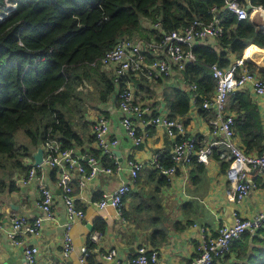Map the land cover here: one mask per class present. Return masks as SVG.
I'll use <instances>...</instances> for the list:
<instances>
[{"label":"crops","instance_id":"1","mask_svg":"<svg viewBox=\"0 0 264 264\" xmlns=\"http://www.w3.org/2000/svg\"><path fill=\"white\" fill-rule=\"evenodd\" d=\"M254 11L251 12L249 19L255 24L257 30L262 31L261 27H264V23L259 21V16ZM261 18L264 19V16ZM219 46L216 44L214 47L220 50ZM247 47L243 54L245 56L249 48L264 49V47L252 45ZM228 57L230 62L238 58L231 52L228 53ZM260 57H256L257 59L253 60L254 63L249 60V64H252L262 74L264 55L261 54ZM91 72L97 74L103 82L98 92L97 102L90 98L87 110L81 115L77 108H74L73 99L69 100L71 97L65 103L57 104L62 112L63 121L72 122L79 117L84 120L83 128L72 127L80 138L78 142L75 138H70L72 141L70 146L84 153L93 152L101 159L102 153L95 142L92 124L96 118L104 115L110 123L109 138L118 140L112 146V150L116 158L122 162V167L116 169L114 173H98L83 188L73 179V195L76 204L84 208L85 214L83 218L76 219L72 225L74 249L69 258H64L62 238L67 213L61 198V190L56 183V169L45 166L31 181L22 182V178L27 175L30 165L33 164L32 152L37 145H41L46 138L51 136L37 137V144H34L32 140L28 141V146H25L27 150L25 151L24 147L20 150L23 151L20 152L23 155L21 164L18 161L13 163L8 175L0 173V224L2 225L0 228V264H25L24 249L27 245H37V264H89L88 259L84 263L80 257L87 249L89 235L98 231L92 228L93 222L98 218L106 222V228L101 232L99 240L94 243V247H89L86 252L87 255L89 252L94 254L98 262L104 264L99 256L101 250L116 247L121 259H127L134 253L137 245L144 243L159 248L157 264H188L201 238V227H205L206 232L214 233L219 226L232 223L234 210L243 216H249L264 209V172L262 174L250 172L249 179L255 181L256 187L241 203H236L227 197L230 188L226 175L227 165L224 160L213 153L208 164L199 166L197 162H193L180 166L176 175L170 179L166 178L165 182H160L161 175L151 162L153 157L157 155L160 163L170 164L169 150L173 142L184 136L199 138L206 135L209 131V118L214 115L213 110L204 109L198 104L195 107L190 105L185 114L179 113L175 89L185 90L184 84L187 79L184 73L176 71L174 75L154 80L147 79L144 75L131 74L128 76L138 99L149 104L153 112L180 117L185 122L184 131L175 138L170 137L162 127H152L151 135L145 142L135 144L123 126L115 86L113 85V92L105 100L101 98L102 91L105 90L104 78L112 79V70L100 68L99 72ZM237 91H246L251 98L261 119L264 132V97L256 95L249 87ZM72 98L79 99L76 96ZM230 99V97L226 98L224 112L233 113L237 117L238 113L230 106ZM44 129L47 135L53 134L54 137L51 138L61 143L59 130H51V126ZM235 130L238 144L247 152L261 150L264 138L261 148L248 149L239 130L236 127ZM221 148L222 145L218 146V151ZM129 158L142 160L145 164L124 199L122 214L119 215L112 207H98L94 201L100 198L103 192L112 191L121 182L129 179V172L125 167V161ZM108 159L110 160L108 165L112 166V159ZM11 181H14L13 190L9 188ZM40 182L46 183L55 193L56 218L46 220L39 233L26 234L21 243L15 244L7 236L11 217L15 214H22L32 219L41 213L38 206ZM157 203L160 206H154ZM153 217H156V220H153ZM161 227L165 230L164 233L154 231L155 228ZM251 235L254 234L251 233ZM233 253L235 254V252L230 253L228 259L222 257V262L218 259L217 262L232 263L235 258Z\"/></svg>","mask_w":264,"mask_h":264},{"label":"built area","instance_id":"2","mask_svg":"<svg viewBox=\"0 0 264 264\" xmlns=\"http://www.w3.org/2000/svg\"><path fill=\"white\" fill-rule=\"evenodd\" d=\"M19 1L4 0L0 5V22L18 7ZM256 9L264 10V5L253 4V0H223L222 6L212 5L209 8L208 20L195 18L190 23L171 31L162 30L161 22L157 21L153 27L159 31L154 37L144 39L121 35L103 54L100 61L91 63L92 66L98 65L100 68L112 70V82L116 89L118 107L122 113V123L135 144L145 142L151 135L152 127H162L170 137L175 138L184 131L185 122L180 117L153 112L149 104L138 99L128 76L144 75L147 79L154 80L174 75L176 71L183 73L186 64L196 59L192 49L195 43L212 46L218 44L219 38L224 33L225 14L232 13L239 20L247 19ZM261 30L264 31V27H261ZM249 62L241 56L227 66H220L217 61L212 63L215 88L209 96L199 91L196 82L185 81V91L190 104L195 107L197 99L200 98L202 108L213 110L214 115L209 118V131L206 135L199 138L184 136L173 142L169 150L170 164L160 163L157 155L153 157L151 162L160 175L170 179L176 175L180 166L194 161L208 164L214 148L222 145L219 158L227 162L226 175L230 183L228 199L241 203L256 187L255 181L249 179V174L264 172V143L261 150L247 152L238 144L235 137L236 116L224 112L226 98L239 89L249 87L256 95L264 97V76L251 67ZM109 128V119L104 115H100L92 124L97 147L102 155L112 159V166L105 165L93 152L84 153L72 146L62 147L56 139L49 137L41 144L43 161L36 165L31 164L27 175L22 178V182L26 183L38 176L37 172L45 166L56 169V183L61 190V198L67 213L62 238L64 258H69L74 249L72 225L76 219L83 218L85 214L84 208L76 204L73 179L83 188L98 173H114L116 169L122 167V162L116 158L112 150V146L118 140L109 138ZM144 164L145 162L139 159H127L125 167L128 169L129 179L121 182L114 190L103 192L94 203L100 208L112 207L119 215L122 214L124 199ZM55 197L52 189L46 183L40 182L38 206L41 213L32 219L22 214L13 215L7 230L9 239L19 244L26 234L39 233L46 220L55 219ZM263 227L264 209L249 216H243L234 210L232 223L219 226L216 232H206L205 227H201V238L188 264H212L216 259L224 257L230 251L232 243L243 234L246 232L254 234ZM100 236V231H94L89 235V240L96 243ZM87 251L88 247L80 257L84 263L87 259ZM24 252L25 264H37V245H27ZM99 256L104 264H157L159 248L141 243L127 259H121L116 247L101 250Z\"/></svg>","mask_w":264,"mask_h":264},{"label":"trees","instance_id":"3","mask_svg":"<svg viewBox=\"0 0 264 264\" xmlns=\"http://www.w3.org/2000/svg\"><path fill=\"white\" fill-rule=\"evenodd\" d=\"M3 3L0 0V5ZM253 4L264 5V0H253ZM212 5L222 6L223 0H20L18 7L0 22V152L17 153L14 135L30 126L36 114L49 121L46 129L51 126V130L60 131L62 147L72 145L70 138L78 142L80 136L69 122L63 121L57 104L66 102L75 81L91 71L99 72L100 66L91 63L100 61L121 35L139 34L149 39L159 31L153 27L157 21L161 22L162 30L171 31L195 18L208 20ZM142 18L149 20V31L143 30ZM218 45L220 50L210 44L195 43L192 49L196 59L183 70L186 79L196 82L203 95H211L215 88L211 64L217 61L220 66H227L231 63L229 52L241 57L247 46L264 47V32L257 30L249 18L239 20L232 13L225 14L224 33ZM104 84L101 98L105 100L113 92L114 84L108 77L104 78ZM175 91L178 111L185 114L191 105L189 97L183 89ZM229 97L230 106L238 113L235 127L247 148H261L263 125L251 98L246 91H234ZM197 104L201 105L200 98ZM41 118L38 128L42 127ZM26 131L34 144L37 134L54 137L47 135L45 129L40 132L38 129L36 135L30 128ZM213 154L219 158L217 148ZM101 160L110 164L106 155ZM159 180L165 182L166 178L161 175ZM13 183L9 185L11 190L15 188ZM92 228L103 232L106 222L98 218ZM154 231L165 230L161 227ZM257 232L254 235L246 232L235 240L224 258L235 252L230 264H264V227ZM87 247H94V243L89 240ZM87 259L89 264H102L90 252ZM212 264L220 263L216 259Z\"/></svg>","mask_w":264,"mask_h":264},{"label":"rangeland","instance_id":"4","mask_svg":"<svg viewBox=\"0 0 264 264\" xmlns=\"http://www.w3.org/2000/svg\"><path fill=\"white\" fill-rule=\"evenodd\" d=\"M254 19L258 21L257 18L254 17ZM259 21L264 23L263 18H259ZM142 24L144 27L143 30L146 27L145 30L149 31V26H150L149 20H147L146 18H142ZM144 33H147V32H144ZM135 37H141V36L138 34ZM102 83L103 82H101L100 77H98L97 74L92 73V72H90V74L88 73V76L85 75V77H83L78 82L75 81L74 83L75 87L72 89L71 91L72 93L69 94L68 99L69 97H71L69 100L73 99L74 108H77L79 115L83 114L85 110H87L88 105L90 104L89 102L90 98L95 99L96 102L98 101L99 99L98 92L100 90ZM185 86L186 84H184V87ZM74 96H76L79 99L75 100V98H72ZM40 118H41V115L36 114L34 122L30 126L23 127L17 130V132L15 133L14 143L17 149V153H15L14 155H9L7 153L0 152V173L8 175L9 170L12 169L13 163H16L18 160L22 161L23 155H21V153L19 152V149L21 150L24 146H28V141L30 142L33 139L27 133L26 131L27 128L34 130L35 135H36L38 129H39V132L43 131L45 126L49 123V121L45 120L46 118H41V120L43 121L42 127L38 128L40 126ZM69 124L73 128H76L77 126H80L81 128H83L84 120L82 117H79L77 118V120H73L72 122H69ZM37 137H40V134H37ZM233 255L235 254L233 253Z\"/></svg>","mask_w":264,"mask_h":264},{"label":"bare ground","instance_id":"5","mask_svg":"<svg viewBox=\"0 0 264 264\" xmlns=\"http://www.w3.org/2000/svg\"><path fill=\"white\" fill-rule=\"evenodd\" d=\"M255 12V14H257L258 16H259V18H261V17H263L264 16V10L262 9V10H256V11H254ZM246 54H247V56H245V55H243V57L245 58V59H248V60H250V61H252L253 63L255 62V61H253L256 57H258V58H261L260 56H261V54H263L264 55V49H258V48H256V47H252V48H249L247 51H246ZM249 55V56H248ZM251 56V57H250ZM257 59V58H256ZM259 60V59H258Z\"/></svg>","mask_w":264,"mask_h":264},{"label":"water","instance_id":"6","mask_svg":"<svg viewBox=\"0 0 264 264\" xmlns=\"http://www.w3.org/2000/svg\"><path fill=\"white\" fill-rule=\"evenodd\" d=\"M33 164H39L43 161V147L42 145H37L36 149L32 152Z\"/></svg>","mask_w":264,"mask_h":264}]
</instances>
